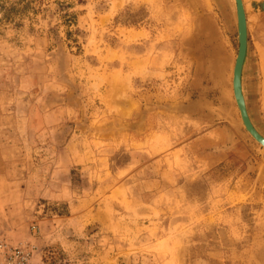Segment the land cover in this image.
Instances as JSON below:
<instances>
[{"label":"rangeland","instance_id":"obj_1","mask_svg":"<svg viewBox=\"0 0 264 264\" xmlns=\"http://www.w3.org/2000/svg\"><path fill=\"white\" fill-rule=\"evenodd\" d=\"M259 1L244 0L243 92L264 136ZM0 6V243L43 264H264V146L230 93L231 4L223 90L198 70L217 0Z\"/></svg>","mask_w":264,"mask_h":264},{"label":"bare ground","instance_id":"obj_2","mask_svg":"<svg viewBox=\"0 0 264 264\" xmlns=\"http://www.w3.org/2000/svg\"><path fill=\"white\" fill-rule=\"evenodd\" d=\"M228 1H229V6L231 4L233 9H234V14H233V20L234 21L233 22H234L236 30L238 32V52H237L236 57L234 58V62H233V66H232V73H231V86L232 87H230V93L232 94V96H234V100H235L236 105L238 107V110L240 112L239 115L241 116L240 117L241 118V123H243L244 127L246 128V126L244 124V121L242 119V115H241V109H240V105L241 104H239L240 103V99H239V102H238V98L240 97V94H241V97H242L243 103H244V108H245L246 113L248 115V119L250 120V123L252 124L251 119L249 117L248 110H247L246 100H245V96H244V92H243V72H244V68H245V62L247 61L246 59L248 58V48H249L248 47L249 43H248L247 15H246V10H245L244 0H240L241 4H242V7H243L244 17H245V29H246L247 41H246V51H245L244 58H243L242 63H241V67H240V75H239L240 82H239V84H236L237 83V81H236L237 63H238V58H239L240 43L242 41V36L244 35V31H243L244 22H243V18L241 17V13H240V7H239V3L240 2L238 0H228ZM217 3H218V8L220 9V12H221L222 21H224V23H222V26L219 25V28H218L219 35H218V37L216 35V32H214L213 37L215 38V40H216V38H218V40L220 41V44H219V46L217 45V48H214L212 50V52L210 53L211 54V57L209 56L210 60L205 65H203V66H205V68H200L198 70L200 71V73L203 74L204 77H210V78L214 77L215 78V83L218 84V89H220V87H221V90H223L225 84L222 81V76L224 75V70H225L226 65H224L223 63L221 64L220 61L222 59H220L219 55H222L221 53H225L226 49H227L226 42H225L224 37H223L224 36L223 35V30H226V28L229 27V23H228L229 17H228V12L227 11H228V8H230V7L228 6V2L225 1V0H217ZM220 5H222L223 10H221ZM213 15H215V17L218 16L219 15V11H218L217 14H213ZM204 25L206 27L207 24H204ZM211 33L212 32H208V36H207V38L205 40L208 43H210V42L212 43L213 40H214ZM262 53L264 54V52H261V54ZM216 55H217V57H216ZM262 56H264V55H262ZM203 61H204V59L202 60V62ZM211 74H212V76H210ZM225 97L227 98L226 90H225V93L223 91L222 95L219 96V100L226 102V98ZM196 107H198V106H196ZM252 126L254 127L253 124H252ZM246 130H247V128H246ZM255 130L260 134V136H262L264 138V136L256 128H255ZM254 139L259 144H261V142H259L256 138H254ZM261 145L264 146V144H261Z\"/></svg>","mask_w":264,"mask_h":264},{"label":"water","instance_id":"obj_3","mask_svg":"<svg viewBox=\"0 0 264 264\" xmlns=\"http://www.w3.org/2000/svg\"><path fill=\"white\" fill-rule=\"evenodd\" d=\"M238 1L240 2L239 3L240 13H241V17L243 18V22H244V27H243L244 35L242 36V41L240 43L239 58H238V63H237V75H236L237 83L236 84H239V82H240V78H239L240 67H241V63H242V60L244 58V54H245V51H246V41H247L246 29H245V17H244L243 7H242V4H241V1L240 0H238ZM239 99H240V103L239 104H241L240 105V109H241L242 119L244 121V124H245L247 130L252 134V136L254 138H256L259 142H261V144H264V138L262 136H260V134L255 130V128L250 123V120L248 119V115H247L246 110L244 108V103H243V99L241 97V94H240V97L238 98V102H239Z\"/></svg>","mask_w":264,"mask_h":264},{"label":"built area","instance_id":"obj_4","mask_svg":"<svg viewBox=\"0 0 264 264\" xmlns=\"http://www.w3.org/2000/svg\"><path fill=\"white\" fill-rule=\"evenodd\" d=\"M30 250L0 243V264H43L32 261Z\"/></svg>","mask_w":264,"mask_h":264},{"label":"crops","instance_id":"obj_5","mask_svg":"<svg viewBox=\"0 0 264 264\" xmlns=\"http://www.w3.org/2000/svg\"><path fill=\"white\" fill-rule=\"evenodd\" d=\"M258 8H261L260 10H262V12L264 13V0L259 1ZM261 21H263V23H261L262 26L260 27V29H262V27L264 28V26H263L264 25V15L262 16Z\"/></svg>","mask_w":264,"mask_h":264},{"label":"trees","instance_id":"obj_6","mask_svg":"<svg viewBox=\"0 0 264 264\" xmlns=\"http://www.w3.org/2000/svg\"><path fill=\"white\" fill-rule=\"evenodd\" d=\"M3 10H2V6H0V13L2 12Z\"/></svg>","mask_w":264,"mask_h":264}]
</instances>
